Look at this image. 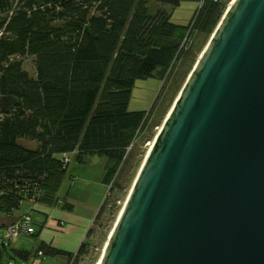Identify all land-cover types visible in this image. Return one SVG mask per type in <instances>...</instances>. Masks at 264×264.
Here are the masks:
<instances>
[{"label": "trees", "instance_id": "trees-1", "mask_svg": "<svg viewBox=\"0 0 264 264\" xmlns=\"http://www.w3.org/2000/svg\"><path fill=\"white\" fill-rule=\"evenodd\" d=\"M157 1L178 5L189 0ZM147 2L0 0V215L4 219L18 209L24 195H34L37 202L49 206L60 201L62 209L71 210L73 205L59 196L68 167L63 165V153L78 162L88 154L105 155L109 165L103 181L111 180L146 119V110L127 109L135 81L154 74L160 78L180 54L178 45L188 25L192 24L191 31L211 35L227 0H202L188 24L173 23L164 9L150 13ZM30 56L35 76L22 65V58ZM20 138L35 141L36 147L24 146ZM39 232L36 228L33 235ZM38 250L42 251L38 256L65 255L67 262L73 257L75 264L85 243L73 252L43 241L33 251H14L27 260Z\"/></svg>", "mask_w": 264, "mask_h": 264}, {"label": "water", "instance_id": "water-1", "mask_svg": "<svg viewBox=\"0 0 264 264\" xmlns=\"http://www.w3.org/2000/svg\"><path fill=\"white\" fill-rule=\"evenodd\" d=\"M228 7L97 264H264V0Z\"/></svg>", "mask_w": 264, "mask_h": 264}, {"label": "rangeland", "instance_id": "rangeland-1", "mask_svg": "<svg viewBox=\"0 0 264 264\" xmlns=\"http://www.w3.org/2000/svg\"><path fill=\"white\" fill-rule=\"evenodd\" d=\"M199 5L200 1L193 0L182 1L178 5L157 0H148L147 2L150 13H155L158 9H164L171 14V21L176 24H188L193 12L199 8ZM209 37L210 35L205 36L198 30L191 31L186 28L185 34H183L178 45L177 53L180 52V54L174 56L160 78L154 74L148 78L135 81L131 89L127 109L129 111L146 110V119L144 126L129 145L130 149L125 150L124 156L117 165L111 180L106 184L103 181L105 171L109 165L108 158L105 155L88 154L80 162L72 159L68 163L67 174L64 177L59 196L72 203L71 210L74 215L91 216L92 219H90V224L87 226L86 237L80 241V243H85V251L79 255L75 264L97 263L107 236L113 228L144 159L147 144L157 134L158 127L162 124L183 85L184 77L189 74V69L193 67ZM192 55H194L193 60L190 58ZM22 65L29 75L35 76L34 57L22 58ZM19 142L29 148L36 147V142L33 140L20 138ZM107 185H111L108 193H106ZM105 193L107 197L103 199ZM102 200L105 203L103 209L100 210ZM30 201L22 199L17 211L28 213L35 225L38 221H42L44 217L43 214L31 209V203L37 202ZM58 203V206L61 205L60 201ZM17 211L15 214L13 211L11 218L7 219L8 222L23 214L16 215ZM98 212L100 213L96 216ZM3 220H5L4 215H0V224ZM35 227L39 228V225ZM4 232V226H0V240L5 245V247L0 248V264H68L73 258L67 262L65 255L44 254L42 256L31 255L27 260H24L17 256L14 250L33 251L38 241H40L39 237L18 235L11 239H3Z\"/></svg>", "mask_w": 264, "mask_h": 264}, {"label": "crops", "instance_id": "crops-1", "mask_svg": "<svg viewBox=\"0 0 264 264\" xmlns=\"http://www.w3.org/2000/svg\"><path fill=\"white\" fill-rule=\"evenodd\" d=\"M65 200L70 203L66 198ZM31 209L43 214L44 217L42 221L36 223L40 229L39 240L54 248L70 252L75 251L80 241L86 237L87 226L92 220L91 216L74 215L72 210L59 208L56 204L49 206L41 202L31 203ZM21 213L23 212L17 211L16 215Z\"/></svg>", "mask_w": 264, "mask_h": 264}, {"label": "built area", "instance_id": "built-area-1", "mask_svg": "<svg viewBox=\"0 0 264 264\" xmlns=\"http://www.w3.org/2000/svg\"><path fill=\"white\" fill-rule=\"evenodd\" d=\"M229 2H230V0H227L226 8L231 4V2L230 3ZM201 4H202V0H200V5ZM188 26H189V27H187L188 30H191L192 24H190ZM74 152H76V151H74ZM70 159L71 158H70L68 153H63L62 154L63 165L68 164ZM109 183L111 184V181ZM110 186L107 185L108 189H107L106 193H108V190L110 189ZM106 193H105L103 199H105V197H107ZM24 198L27 199V200H31V201L37 202L36 201V197L34 195H31V196L30 195H28V196L24 195ZM103 202H101V204ZM8 218H11V216L7 215L5 217L6 220ZM4 228H5V232H4L3 239H6V238L11 239L12 237H16L18 235H33V234H35V231H36V227L33 224L32 218H31V216L28 213H23L22 215L16 217V219L11 221V222H8V220H7L5 225H4ZM41 254H42V251L38 250L37 251V255H41ZM72 261H73V258L68 264H71Z\"/></svg>", "mask_w": 264, "mask_h": 264}, {"label": "bare ground", "instance_id": "bare-ground-1", "mask_svg": "<svg viewBox=\"0 0 264 264\" xmlns=\"http://www.w3.org/2000/svg\"><path fill=\"white\" fill-rule=\"evenodd\" d=\"M233 1H234V0H230L231 4H232ZM231 4H230V5H231ZM230 5H229V6H230ZM228 8H229V7H228ZM228 8H226V9L224 10V13H225V11H226ZM224 13H223V14H224ZM200 53H201V52H200ZM200 53H199V54H200ZM196 60H197V59H196ZM176 96H177V95H176ZM175 99H176V97H175ZM175 99H174V101H175ZM174 101H173V103L171 104L170 108L173 106ZM170 108H169V109H170ZM168 111H169V110H168ZM160 127H161V125L158 127V129H160ZM158 131H159V130H158ZM157 133H158V132H157ZM152 143H153V140H151V141L148 142V144H147V145H148V147H147V151H148L149 147L152 145ZM129 149H130L129 147L126 148L127 151H128ZM147 151H146V153H147ZM146 153H145V155H146ZM57 204H59V203H57ZM50 206H54V204H53V205H50ZM59 206H60V208H61V205H59ZM111 230H112V229H111ZM110 232H111V231H110ZM110 232H109V234H110ZM109 234H108V236H107V239H108V237H109ZM107 239H106V241H105V243H104V245H103V248L105 247V244H106V242H107ZM102 251H103V249H102ZM97 262H98V260H97ZM96 264H97V263H96Z\"/></svg>", "mask_w": 264, "mask_h": 264}]
</instances>
